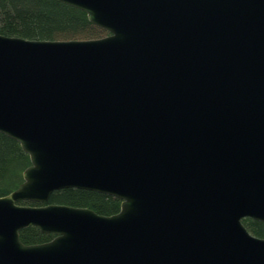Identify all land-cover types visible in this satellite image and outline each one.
<instances>
[{"label":"water","instance_id":"obj_1","mask_svg":"<svg viewBox=\"0 0 264 264\" xmlns=\"http://www.w3.org/2000/svg\"><path fill=\"white\" fill-rule=\"evenodd\" d=\"M56 1L109 35H0V133L30 161L0 264H264V0ZM64 189L120 210L18 204Z\"/></svg>","mask_w":264,"mask_h":264},{"label":"trees","instance_id":"obj_2","mask_svg":"<svg viewBox=\"0 0 264 264\" xmlns=\"http://www.w3.org/2000/svg\"><path fill=\"white\" fill-rule=\"evenodd\" d=\"M0 35L35 41H68L100 39L108 34L93 26L84 12L56 0H0ZM30 166L29 157L13 139L0 133V197L16 190L23 182L22 173ZM21 206L63 205L87 208L102 216L119 212L121 202L96 192L64 189L52 193L45 204L19 202ZM247 231L264 238V223L243 219ZM52 235L41 234L30 227L19 232L23 245L51 241Z\"/></svg>","mask_w":264,"mask_h":264}]
</instances>
